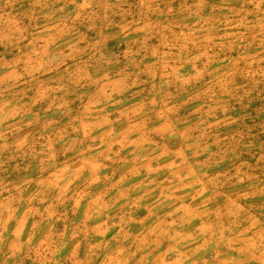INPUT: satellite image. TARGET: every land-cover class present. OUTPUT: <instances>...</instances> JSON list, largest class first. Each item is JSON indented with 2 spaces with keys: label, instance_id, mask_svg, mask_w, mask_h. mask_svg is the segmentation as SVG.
I'll return each instance as SVG.
<instances>
[{
  "label": "rangeland",
  "instance_id": "obj_1",
  "mask_svg": "<svg viewBox=\"0 0 264 264\" xmlns=\"http://www.w3.org/2000/svg\"><path fill=\"white\" fill-rule=\"evenodd\" d=\"M76 1L0 0V264H68L67 243L77 228L74 214L55 211L39 219L31 244L19 248L9 233L7 207L15 208L13 199L20 188L28 194L32 189L27 179L34 186L46 167L88 161L164 165L160 178L179 183L184 179L183 186L185 180L195 178L196 207L208 213L212 206L213 213L191 227L198 246L193 262L264 264V0H243V4L212 0V11L206 13L202 9L208 1L195 0L191 7L198 8V23L176 27L168 24L169 12L163 9L165 17L152 35L159 31L166 52L190 51L196 73L188 80L178 75L162 79V96L147 110L163 117L165 132L144 138L140 154L110 150L111 144L95 149L99 142L78 137L69 120L82 99L76 90L78 80L72 72L64 77L72 87L65 100L69 106L56 108L60 74L49 82L52 89H46L36 74L40 67L36 56L28 55L39 49L40 30L60 27L76 16ZM188 6H175L178 10L173 12L189 14ZM144 9L137 7L139 12ZM173 22L170 17L169 23ZM13 60L23 67L20 81L13 78ZM183 62L180 59L178 64ZM51 108L52 118L43 121ZM137 158L144 161L135 163ZM174 191L168 190L166 197ZM33 200L38 207L44 203ZM166 207L162 226L168 239L186 222L169 213L168 202ZM179 239L185 247L169 254L187 257L186 235ZM221 248H225L223 259L218 255Z\"/></svg>",
  "mask_w": 264,
  "mask_h": 264
},
{
  "label": "crops",
  "instance_id": "obj_2",
  "mask_svg": "<svg viewBox=\"0 0 264 264\" xmlns=\"http://www.w3.org/2000/svg\"><path fill=\"white\" fill-rule=\"evenodd\" d=\"M207 1L202 9L205 13L212 11L213 1ZM224 2L228 4L229 0ZM183 3H188L189 14L174 13L178 10L175 6ZM194 3L195 0H77L76 16L71 21L39 31V49L34 53L30 50L28 55L36 56L34 61L40 66L36 74L46 89H52L49 82L54 77L56 81L60 74L56 108L69 106L65 100L72 87L64 77L72 72L78 80L76 90L81 92V103L68 117L78 137L99 142L95 149L111 144L110 150L116 147L128 154H140L144 153V138L165 132L163 117L158 112L149 115L147 106L162 96L159 91L165 89L162 79L166 75L188 80L196 67L190 51H164L157 37L159 31L154 36L152 29L165 17V7L170 26L197 24L200 14L198 8L191 7ZM137 7L144 10L139 12ZM170 17L175 22L169 23ZM180 59L184 62L179 65ZM12 62L13 78L20 81L23 67ZM47 111L52 112V108ZM49 113L42 120L51 119ZM137 160L144 161L137 158L134 162ZM138 164L101 165L88 161L86 165L46 167L48 171L34 186L32 179H27L32 189L28 194L20 188L13 199L15 208L7 207L9 233L19 248L29 246L39 219L64 211L74 214L77 220L75 234L71 232L74 238L67 243L68 264H195L198 246L191 227L200 223L202 216L213 213L212 206L208 213L196 207L195 178L185 180V185L190 183L186 191L184 179L179 183L178 179L166 182L160 178L164 165ZM170 189L176 191L166 197ZM35 198L44 203L38 207ZM166 202L169 213L186 222L185 227L170 230L172 236L168 239L162 226L168 215ZM181 235L188 240L187 257L182 258L180 252L171 256L169 251L185 247L179 239ZM224 253L225 248H221L220 259Z\"/></svg>",
  "mask_w": 264,
  "mask_h": 264
}]
</instances>
